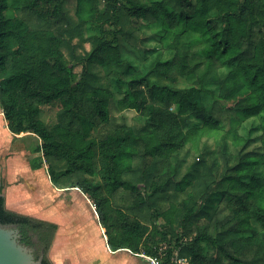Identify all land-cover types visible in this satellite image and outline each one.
Masks as SVG:
<instances>
[{
	"label": "trees",
	"instance_id": "1",
	"mask_svg": "<svg viewBox=\"0 0 264 264\" xmlns=\"http://www.w3.org/2000/svg\"><path fill=\"white\" fill-rule=\"evenodd\" d=\"M0 108L110 250L264 264V0H0ZM0 227L54 264L57 223L1 188Z\"/></svg>",
	"mask_w": 264,
	"mask_h": 264
},
{
	"label": "crops",
	"instance_id": "2",
	"mask_svg": "<svg viewBox=\"0 0 264 264\" xmlns=\"http://www.w3.org/2000/svg\"><path fill=\"white\" fill-rule=\"evenodd\" d=\"M31 135L10 132L0 108L1 193L9 210L25 215L37 213L39 218L57 223L56 236L50 249L55 258L54 264H103V260L97 257L98 254L93 253L98 249L97 242L103 243L109 253L123 252L125 256L121 264H149L143 254H133L127 250H110L106 243L104 228L98 219L97 223L95 222L96 226L90 230L57 212V197L63 192L76 189H59L53 186L46 165L37 170L31 169L29 156L32 145L30 139V142L24 141Z\"/></svg>",
	"mask_w": 264,
	"mask_h": 264
},
{
	"label": "rangeland",
	"instance_id": "3",
	"mask_svg": "<svg viewBox=\"0 0 264 264\" xmlns=\"http://www.w3.org/2000/svg\"><path fill=\"white\" fill-rule=\"evenodd\" d=\"M164 57H168V54L164 53ZM176 83L179 86L187 85V83L183 79H180ZM112 113L117 117L120 116L121 114H125L127 116V121L129 123H133L134 120L137 121L136 118H134L136 117L135 116L136 114L134 111L126 110L123 112H117L115 109H112ZM256 125H257V121L254 118H250L242 123L239 129V133L244 137H254L259 134V131L256 130L255 128ZM29 139L32 145L35 138H32L30 136V138H25L24 141L30 142ZM207 139L208 138L203 137L199 144H202L204 141H207L209 144L213 143L212 139H209V140ZM193 157H194V153L193 151H190L186 158V162L187 163L190 162L193 159ZM56 202H57L56 210L57 212L60 213V215H62V217H65L66 219L68 218L73 219L76 222H78L79 225L87 227L90 230L96 226L95 222L97 223V217L95 215L94 205L92 204L88 196L82 194L79 190H69L67 192H63L62 194H60L59 197H57ZM30 214L31 215L29 216L42 219V218H39V214L37 213H30ZM47 221H50V220H47ZM64 235H66V232ZM96 237H98V235H96ZM53 243H54V240H53ZM96 244H97L98 249H95L94 247L93 249H95V252L93 253L98 254L97 257H99L100 260H103L102 262L103 264H121V260L125 256L123 252L109 253L107 252L103 243L101 244L97 242ZM50 249L48 251V257L53 262L55 261V258H54L53 253L50 252Z\"/></svg>",
	"mask_w": 264,
	"mask_h": 264
},
{
	"label": "water",
	"instance_id": "4",
	"mask_svg": "<svg viewBox=\"0 0 264 264\" xmlns=\"http://www.w3.org/2000/svg\"><path fill=\"white\" fill-rule=\"evenodd\" d=\"M16 229L0 227V264H39L42 253L35 259L32 250L18 241Z\"/></svg>",
	"mask_w": 264,
	"mask_h": 264
},
{
	"label": "built area",
	"instance_id": "5",
	"mask_svg": "<svg viewBox=\"0 0 264 264\" xmlns=\"http://www.w3.org/2000/svg\"><path fill=\"white\" fill-rule=\"evenodd\" d=\"M144 257L149 261L150 264H161V259L158 256H145ZM174 264H186L187 260L184 257H174Z\"/></svg>",
	"mask_w": 264,
	"mask_h": 264
}]
</instances>
